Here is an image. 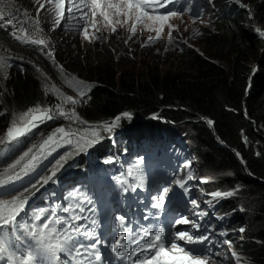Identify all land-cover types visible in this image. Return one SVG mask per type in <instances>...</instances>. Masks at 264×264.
<instances>
[{
	"label": "trees",
	"instance_id": "trees-1",
	"mask_svg": "<svg viewBox=\"0 0 264 264\" xmlns=\"http://www.w3.org/2000/svg\"><path fill=\"white\" fill-rule=\"evenodd\" d=\"M241 1L254 7L255 19L226 13L219 0L218 11L211 15L213 29L204 32L208 54L187 49L183 57L173 58L182 61L185 71H163L144 62L140 72L126 69L116 73L108 57L100 64L96 60L84 66L93 87L83 110L93 123L131 112L140 122L125 119L121 125L132 134L154 132L161 120L187 129L203 169L219 175L221 188L234 190V197L225 201L223 210L231 213L228 224L231 237L237 236L233 240L235 251L244 264H264V51L258 58L259 71L251 84L249 81L254 30L264 27V0ZM145 51L149 54L150 50ZM13 74L7 95L0 89V134L14 113L22 114L37 105L50 106L52 101L39 92V83L29 74ZM201 118L212 119L214 126L209 127ZM40 129L37 133L46 134L51 128L44 125ZM233 149L240 152L246 165ZM241 227L245 231L240 235L237 231Z\"/></svg>",
	"mask_w": 264,
	"mask_h": 264
},
{
	"label": "snow or ice",
	"instance_id": "snow-or-ice-1",
	"mask_svg": "<svg viewBox=\"0 0 264 264\" xmlns=\"http://www.w3.org/2000/svg\"><path fill=\"white\" fill-rule=\"evenodd\" d=\"M69 2L72 4L69 12L78 10L81 13V22L86 25L83 30L85 39H101L100 36H95L94 33H89L87 30V17L88 11H90L92 17L91 27L95 28L96 31H99L96 27L98 23L96 20L97 15L102 17L105 27L111 26L112 32L116 31V25L127 24L129 21H132L131 34L128 40H131L135 36L138 24L144 25L146 29L154 30L155 37L149 36L148 40L141 44V47H147L155 43V40L160 37L165 25H168L170 29L174 27L169 23L170 18L183 14L182 12L178 13L168 9L169 5H175L176 0H88V3H85L84 0H80V3H76V0H69ZM236 2L239 3V0H236ZM36 3L38 5L36 9L37 17H39L42 10L49 11L54 13V24L56 26L60 25L64 16L65 0H36ZM46 4L52 5V7L46 8ZM84 8H87L88 11H83ZM157 8H164L165 12L163 14L155 12ZM148 9H153L155 14L147 11ZM113 16L117 17L115 21L112 19ZM121 16L125 19H119ZM4 17L5 13L0 12V29L7 30L9 26H12L13 31L10 35L14 39L21 43L30 42L33 45L42 46L39 48V51L47 56L53 64L56 63L54 53L50 49L44 52V49L48 47V42L44 38H40V33L43 30L39 26L38 19L31 22L37 35V38L33 39L27 35V30L23 26L16 29L14 24L15 17L7 20ZM197 20L203 23V20L198 14L194 15L193 22ZM256 31L261 37H264V31H260V29H256ZM18 32L24 33V35H18ZM128 40H125L124 43L127 44ZM174 40L175 38L170 31L168 42L171 44ZM182 42L187 43V41ZM180 50L183 51L182 48ZM196 51L199 52V49H196ZM200 54L203 55V53ZM4 66V57L0 56V67ZM56 67L63 73V67L61 65H56ZM72 81L75 82L79 99L67 96L53 86L48 91L53 92L60 103L54 106L37 105L34 108H29L19 116L20 123L13 120L11 126L6 130L5 138L0 139V144L5 141H19L21 137L31 133L34 129L39 128L40 125L46 124L48 121H55L58 118L69 121L67 127L64 125L56 127L45 138L29 146L26 151L22 152L11 163H7L0 170V197H2L15 190L16 181H21L24 177L34 173L43 161L47 160L58 149L65 146L69 148L58 159H55L46 175H39L34 183H30L29 187H24L22 191H19L16 195H12L11 198H0V260L6 259L7 264H36L38 256L46 258L48 264H60L61 253L71 258L69 264H103V257L100 252L102 242L99 239H95L94 242H87L92 240L94 233L90 231L87 224L77 223L88 220V217L83 215L85 212V207L83 206L76 205L74 207L69 205L63 207V213L72 211V214L66 217L56 216L57 208L60 207L59 205L51 209H40L34 216V219L37 221L46 212L51 213L40 226H36L35 224L18 225L16 223V218L24 210L29 197L45 185L55 182L57 173L63 169L69 159L86 152L97 143L103 141L106 138L104 134H114L121 126L122 120L126 119L131 121L133 118L131 112H123L111 121L92 124L83 120L77 113L75 105L80 103V100L86 96L87 90L93 87V85L82 80H77L74 76L72 77ZM69 86H73L71 81L69 82ZM247 90H250V84ZM69 103L73 107L65 110L64 105ZM244 114L247 118L248 114L246 109ZM153 118L158 117L154 115ZM73 123L77 124L78 127H72ZM206 123L209 127H213L215 124L212 119H206ZM217 139L219 140V137ZM220 142L223 143L222 140ZM243 142L247 145L246 136L243 137ZM233 151L240 162L246 165V161L240 152L234 149ZM255 154L257 156L261 155L260 152H256ZM114 159L115 157L109 156L104 160V163H112ZM185 168L188 169L186 180H177L176 184L183 188L185 192H188L189 189L185 187L187 181L196 179V177L191 170V161L185 162ZM129 175H131V172H129ZM200 182L207 183L208 178L201 177ZM143 183L144 181L141 179L131 190L135 191L136 187H142ZM125 191H128V189H125ZM168 192L169 188L162 189L161 195L158 198H154L157 199L154 207L159 208L162 206L165 194ZM69 195H76V191L70 192ZM206 195L212 199L219 200L233 195V192L214 191L206 193ZM87 203L91 204V201L87 200ZM206 203L210 204L211 201H207ZM189 204L191 205L190 210L195 219L189 220L188 217H180L175 220V224H190L191 230L169 233L171 239H167L163 227L159 229L142 227L136 231H125L127 220L124 216H118L116 219L120 226V232L118 237L114 238V242L108 245L111 253L114 254L115 264H124L125 261H129L131 264H219L215 258L219 257L223 260H228L229 252L231 253V257L235 259V264H241V256L233 250L232 241L217 238L224 237L227 233L217 231L212 225H209L201 231L202 224L200 221L207 215V212L200 210V203L195 198L190 199ZM241 210L243 209L241 208ZM144 219H148V217L145 216ZM220 219H223V217H220ZM91 224L95 225L96 221L91 220ZM57 225L60 227L58 228ZM9 226H11L12 231L18 229L23 230L22 234L24 239L28 241L24 245L23 250L8 239V234L5 229L9 228ZM244 231L245 229L243 227L239 229L241 233ZM81 236L85 238L86 242L82 243L78 239ZM178 241H185L184 247H181ZM188 245H197L199 248L195 251H185ZM223 245H227L228 251L218 250ZM169 253L173 255L169 256ZM177 253L180 255H176ZM137 254H140V258L133 260L134 257H137Z\"/></svg>",
	"mask_w": 264,
	"mask_h": 264
},
{
	"label": "rangeland",
	"instance_id": "rangeland-1",
	"mask_svg": "<svg viewBox=\"0 0 264 264\" xmlns=\"http://www.w3.org/2000/svg\"><path fill=\"white\" fill-rule=\"evenodd\" d=\"M8 5L11 7L9 9H5L9 7ZM12 6L16 8H12ZM37 7L38 5L36 3V0H0V12L5 13V20L15 17L14 24L16 26V29H19L21 26H23V28H25L26 30H32L34 26L31 24V22L38 19L39 26L44 32L52 34L54 39L58 40L59 38L60 42L57 49L58 61L56 65H61L63 67L62 74H64L65 76L61 75V71L56 67V65H54L51 70L49 69V66L53 65L51 60L44 61V64L49 70L48 72H50L47 78L49 84L52 87L54 86L55 88H59L67 96H72L71 92H64L68 90L64 88L65 84L60 79L64 77L67 78L68 76L72 78L73 76L75 77L77 75L79 79L88 81L90 77L84 76V66L89 67V64H93L96 60L98 64H100L102 62L100 60H105L104 57L110 58V64L114 66L113 69L116 71V73H119L121 70L126 69H134L135 71L140 72L142 66H144L142 65L144 62L149 66H156L163 71H185L187 69L185 68L184 70V68L182 67V61L173 60V58L179 59V56L183 57V54H185L187 49H189V51L199 49L200 53H203V55H207L208 50L204 49V32H207L208 30L212 31L213 29L211 19H208L206 17L202 18L203 23H201L199 20L193 22V18L184 16L177 15L171 17L169 23L174 27L170 29L168 25H165L160 37L155 40V43H152L148 47L150 51L149 54H147V52L145 51V47H141V44L145 43V41L148 40L149 36L155 37V31L146 29L142 24L137 25L135 36H133L131 40H128V37L131 34L132 21H129L127 24L116 25V31L112 32L111 26L105 27L102 17L97 15L96 20L98 21V23L96 27L99 29V31H96L95 28L91 27L92 17L90 12L87 30L89 31V33H94L95 36H100L101 39H85L83 36V30L86 25H83L81 32L76 35L67 34L64 30H59L58 33L53 34V14L49 11L42 10L39 17H37ZM22 14H24V17L27 21H22L19 19ZM112 19L115 21L117 17L113 16ZM119 19L123 20L125 18L121 16L119 17ZM170 31L172 36L175 38V40L171 44L168 42ZM17 34L23 35L24 33L18 32ZM0 37V56H4L5 52L8 51L9 48L5 47V45H7L20 49V52H22L23 54H27L30 58H35V55L26 51L24 48L20 47L19 45L12 44L9 38L6 37L2 32H0ZM125 40H128L127 44L124 43ZM182 41H187V43L185 44ZM180 45H183L184 47H181ZM189 45H191V47H189ZM181 48L183 49V51L180 50ZM259 54L260 51L257 49V46L249 54L250 61L253 60L254 62L252 63L253 67L256 64ZM140 60V64H137ZM123 61H128V63H122ZM44 71H46L45 67ZM8 72L9 71L7 68L5 69L4 67H0V89H2L1 92L4 94L7 93L9 84L14 81V74H12L11 78H9L10 74L8 75ZM79 72L80 74H78ZM43 75L44 77L46 76L45 73ZM38 89L39 92L43 96H45V92L41 89L39 84ZM48 97L54 99L53 96L49 95ZM57 103V100L54 99L52 106L56 105ZM79 112L81 118L84 120L85 116L82 109ZM13 115L17 114L14 113ZM133 120L136 122L140 121V119H137L136 117H133ZM16 121L17 123H20L19 118H16ZM183 130L184 135L187 137V139H190L192 137L190 132L186 129ZM191 146L194 147L193 143ZM8 150H10V153L15 151L13 149H2L0 154V161L8 160ZM208 182L211 184L214 183L213 176H211L210 174ZM213 188H215V186H213ZM226 192L231 191L226 190ZM229 197L231 196L226 197V199H229ZM223 205L224 202L220 205V209L223 208ZM240 233L241 232H239V234ZM229 261L230 264H235V259L231 257L230 252ZM241 264H244V262H241Z\"/></svg>",
	"mask_w": 264,
	"mask_h": 264
},
{
	"label": "bare ground",
	"instance_id": "bare-ground-1",
	"mask_svg": "<svg viewBox=\"0 0 264 264\" xmlns=\"http://www.w3.org/2000/svg\"><path fill=\"white\" fill-rule=\"evenodd\" d=\"M81 32V31H80ZM128 36V35H127ZM2 37V36H1ZM0 37V38H1ZM178 39V38H177ZM5 45V44H4ZM5 47H8L9 49H10V55H11V57H18V55H20V54H22L21 52H20V49H18V48H14V47H12V46H7V45H5ZM65 60V59H64ZM69 60V59H68ZM35 63V62H34ZM75 63V62H74ZM73 63V64H74ZM69 64V63H68ZM256 65V64H255ZM44 67H45V69L46 70H48L47 69V67L45 66V64H44V62L42 61L41 63H38L37 65H34L32 68H33V70H39V69H43V71H44ZM77 68V67H76ZM84 70V69H83ZM98 70V69H97ZM96 70V71H97ZM80 71V70H79ZM72 72V71H71ZM70 74V73H69ZM78 74H80V72L78 73ZM148 74H150L149 73V71H148ZM81 76V75H80ZM85 76V75H84ZM140 76V75H139ZM154 76V75H153ZM18 78V77H17ZM22 78V77H21ZM29 79V78H28ZM31 79V78H30ZM18 80V79H17ZM16 80V81H17ZM32 80H34V79H32ZM35 81V80H34ZM21 83V82H20ZM96 83V82H95ZM95 85V84H94ZM92 91V90H91ZM95 91V90H94ZM118 97V96H117ZM114 98V97H113ZM2 99V98H1ZM37 99V98H36ZM119 99V98H118ZM120 100H121V98H120ZM114 101V100H113ZM118 101V100H117ZM121 102V101H120ZM142 103V102H141ZM115 105V104H114ZM137 105V104H136ZM135 105V106H136ZM117 106V105H116ZM114 107V106H113ZM1 108V107H0ZM116 108V107H115ZM7 112V111H6ZM8 113V112H7ZM206 119V118H205ZM6 120V119H5ZM201 121V120H200ZM6 122V121H5ZM148 125V124H147ZM143 127V126H142ZM149 128V127H148ZM139 133V132H138ZM176 135H179V133H177ZM22 139V140H21ZM122 139H124V140H127L128 138L125 136L124 138H122ZM21 141V142H20ZM24 141V139L23 138H20V140H19V142L20 143H22ZM11 146H15V142H13V143H11ZM10 150H8L7 151V153H10L9 152ZM156 163V160H155V162L153 161V164H155ZM158 163H160V162H157V164ZM116 182H118V180H116ZM115 182V183H116ZM106 186H108V185H110L109 186V188H111V187H113L114 186V184H109L108 183V181H105V183H104ZM207 201H211V203L209 204V203H206ZM224 201H220V200H215V199H212L211 197H209V196H207V195H204V194H202L201 195V197H200V205H201V209L203 210V211H205V212H207V215H206V217L207 218H209L210 220H212V219H214L216 216H220V215H222V216H225V217H228V218H230V216H231V213H229V212H225L224 210H223V208H221L220 209V205L223 203ZM224 204H225V202H224ZM243 242V241H242ZM245 253V252H244Z\"/></svg>",
	"mask_w": 264,
	"mask_h": 264
},
{
	"label": "clouds",
	"instance_id": "clouds-1",
	"mask_svg": "<svg viewBox=\"0 0 264 264\" xmlns=\"http://www.w3.org/2000/svg\"><path fill=\"white\" fill-rule=\"evenodd\" d=\"M207 2H209V0H206ZM224 1V0H223ZM219 4V3H218ZM218 4H216L217 6H218ZM239 5H249V3H243L241 0H239ZM249 6H251V5H249ZM252 7V6H251ZM253 9H254V7H252ZM211 14H212V11L211 12H208L204 17H206V18H208V19H211ZM203 17V18H204ZM211 21H212V19H211ZM64 28V26H62V28H61V30ZM56 33H58V31L56 32ZM63 39V38H62ZM58 40H59V38H58ZM254 41H255V39H254ZM60 42V41H59ZM15 45H19L18 43H16ZM151 45V44H150ZM149 45V46H150ZM20 47H22V48H24L26 51H28V52H30L31 54H33L34 55V53H33V51L31 50V49H27V47H23V46H21V45H19ZM149 46H147V47H145V50H150L148 47ZM255 47H256V42H255ZM257 49L259 50V48L257 47ZM22 53V52H21ZM21 55H23V53L21 54ZM27 55V54H26ZM260 55V54H259ZM258 58H259V56H258ZM258 58H257V63H258V65L260 66V63L258 62ZM252 63H254L253 62V60L252 61H249V66H250V75H249V81H250V84H251V81H252V78L258 73H256L254 76H251V67H252ZM258 71H259V69H258ZM89 81V80H88ZM251 86V85H250ZM85 115V114H84ZM133 122H135V121H133ZM170 124H172L171 122H170ZM170 124H168V125H170ZM175 125V124H174ZM179 128V127H178ZM180 130H183V129H181V128H179ZM192 138V137H191ZM209 171V174L211 175L212 174V176L213 177H218V179H219V181L218 182H220V181H222L221 180V178L219 177V175H215L214 173H212L210 170H208ZM207 171V172H208ZM214 181H216V180H214ZM217 182V181H216ZM221 188V187H220ZM207 189V188H206ZM227 190V188H221V191L222 190ZM232 191H234L233 189H231ZM210 191H212V190H210V189H207L206 190V192L204 193V195H206V193H210ZM223 192H225V191H223ZM232 197H234V193H233V195L231 196V197H229V199H232ZM220 201L222 200V201H226V200H228V199H226V198H221V199H219ZM220 217H223V219H220ZM215 222H216V224H217V226H219L218 227V229H217V231H222V232H226L227 233V235L226 236H224V237H217L218 239H228V240H231L232 241V244H233V250H235V241H233V240H236V238H237V236H235V237H231V234H230V230H229V228H230V226H229V224H228V220H229V218L228 217H225V216H222V215H220V216H216L215 218ZM221 221V223H220V221ZM220 224V225H219ZM238 233L237 234H239V230L237 231ZM234 234H236V232L234 233ZM240 235H241V233H240ZM242 238H243V236H241ZM220 251H228V248H227V245H223L222 247H221V249H220ZM215 259H217V260H219V264H230V261H229V259L228 260H223L222 258H219V257H216ZM241 262H243L242 260H241Z\"/></svg>",
	"mask_w": 264,
	"mask_h": 264
}]
</instances>
